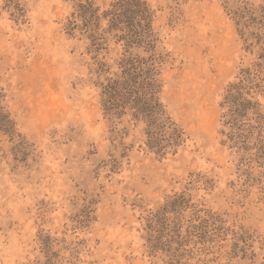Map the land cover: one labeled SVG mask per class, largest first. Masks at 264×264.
Returning a JSON list of instances; mask_svg holds the SVG:
<instances>
[{
	"label": "rangeland",
	"instance_id": "1",
	"mask_svg": "<svg viewBox=\"0 0 264 264\" xmlns=\"http://www.w3.org/2000/svg\"><path fill=\"white\" fill-rule=\"evenodd\" d=\"M82 1L0 0V95L20 134L0 131V264H264V147L233 135L222 106L258 60L232 10L264 0H146L167 54L161 99L186 132L167 157L142 124L105 115L96 84L99 62L150 51L108 16L95 43Z\"/></svg>",
	"mask_w": 264,
	"mask_h": 264
},
{
	"label": "trees",
	"instance_id": "2",
	"mask_svg": "<svg viewBox=\"0 0 264 264\" xmlns=\"http://www.w3.org/2000/svg\"><path fill=\"white\" fill-rule=\"evenodd\" d=\"M112 7L100 13V8L92 0L79 3L77 17L83 20L88 37L95 43L106 39V33L110 30L101 28L100 23L102 18L108 16L109 29L125 31L119 36L120 40H125L128 47L143 43L150 54L142 56L136 53L124 57L117 71L106 62L98 63L95 69L96 84L101 87L104 113L110 120L130 116L136 125L142 124L146 147L159 157L176 154L186 141V132L173 119L161 99V70L167 54H163L157 47L158 38L153 27L154 11L146 0H117ZM232 13L247 43V49L258 47V60L242 68L239 80L228 85L222 106L227 109L226 122L231 125L233 135L243 138L245 132L249 134L257 131L260 133L258 141L263 144V148L264 105L256 99V94L261 90L264 92V4L256 6L243 1ZM77 17L66 24L68 33L72 34L77 29ZM250 113L254 117L249 118ZM243 119H254L256 124L244 123ZM0 131L8 133L10 137L20 136L14 120L2 104L1 95ZM175 201L166 203L162 213L169 212L168 209L175 205Z\"/></svg>",
	"mask_w": 264,
	"mask_h": 264
}]
</instances>
